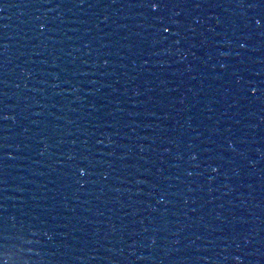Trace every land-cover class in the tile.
<instances>
[{"label":"water","instance_id":"95a60500","mask_svg":"<svg viewBox=\"0 0 264 264\" xmlns=\"http://www.w3.org/2000/svg\"><path fill=\"white\" fill-rule=\"evenodd\" d=\"M0 234L5 264H264V0H0Z\"/></svg>","mask_w":264,"mask_h":264},{"label":"snow or ice","instance_id":"6c2138e0","mask_svg":"<svg viewBox=\"0 0 264 264\" xmlns=\"http://www.w3.org/2000/svg\"><path fill=\"white\" fill-rule=\"evenodd\" d=\"M146 2L148 3L149 7H151L153 10H156L162 6V0H146ZM257 23H260V21H257ZM165 31H167V29H165ZM7 241V235L0 234V251H2L3 248L7 246ZM0 264H5V261L3 259H0Z\"/></svg>","mask_w":264,"mask_h":264}]
</instances>
